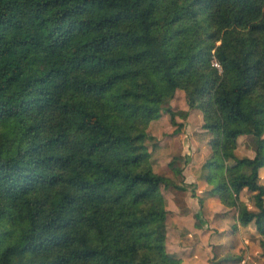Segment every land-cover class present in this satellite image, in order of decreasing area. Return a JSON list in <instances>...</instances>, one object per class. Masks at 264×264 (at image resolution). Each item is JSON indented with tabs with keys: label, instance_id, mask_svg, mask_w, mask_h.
Returning <instances> with one entry per match:
<instances>
[{
	"label": "trees",
	"instance_id": "1",
	"mask_svg": "<svg viewBox=\"0 0 264 264\" xmlns=\"http://www.w3.org/2000/svg\"><path fill=\"white\" fill-rule=\"evenodd\" d=\"M179 89L211 148L192 172L264 248V0H0V264H183L162 191L183 167L147 144L165 109L184 126Z\"/></svg>",
	"mask_w": 264,
	"mask_h": 264
},
{
	"label": "rangeland",
	"instance_id": "2",
	"mask_svg": "<svg viewBox=\"0 0 264 264\" xmlns=\"http://www.w3.org/2000/svg\"><path fill=\"white\" fill-rule=\"evenodd\" d=\"M168 105L174 110L189 111V116L186 119L177 117V122L183 123L184 126L179 132H174L177 125L172 124L170 114L165 109L161 118L152 122L149 129L151 138L147 139L157 171L168 173V163L174 157L180 159L176 163L181 168L183 167V175L180 177L182 181L179 183L184 187V190L162 188L170 205V214L167 220L168 253L178 256L179 253L176 252L179 246H184L185 249H182L186 250L183 251L184 258L189 262H184V258H182L183 264H213L227 256L240 258V261L220 262V264H264V248L261 244L263 237L258 232L254 221L246 227L240 226L237 221L236 209H229L224 219L214 217V215L210 217L206 209L203 208V203L200 202L202 215L196 223H190L189 231L177 223L176 211L185 212V202L182 204L185 191H189V195L192 197L197 195L195 186L186 182L187 177L184 172L192 171V167L201 162L202 158L211 152V148L205 142L200 144L195 138V132L201 131L202 118L198 110L189 108L185 91L177 90ZM255 146L256 142L252 134L242 135L238 138L236 154L238 157L253 158ZM230 162L234 163L233 160ZM263 177L264 175L261 178ZM170 192L175 195V205H171ZM242 199L246 202L249 210L258 211L253 193L243 192ZM193 230L197 232L193 233ZM197 242L200 245L199 255L195 256ZM190 258L192 260H189Z\"/></svg>",
	"mask_w": 264,
	"mask_h": 264
},
{
	"label": "crops",
	"instance_id": "3",
	"mask_svg": "<svg viewBox=\"0 0 264 264\" xmlns=\"http://www.w3.org/2000/svg\"><path fill=\"white\" fill-rule=\"evenodd\" d=\"M261 170H262V172H264V167ZM184 175L187 177L186 182L189 183L190 185L192 184L195 186L197 195L192 197L189 195L190 194L189 191H185V193L183 195L182 204H183V202H185L184 209H185V212H188V213H185V212L179 213L176 211L175 215H176L177 223L180 224L181 227H183L189 231L190 223H192V224L196 223L197 220H199V218L202 215L201 214V206H200V199L201 198L203 200V208L206 209V211L208 212V215L210 217H212V215H214V217H219V218L224 219L226 216L225 214L227 213L229 208L226 207L220 201H218L217 198H215L211 193L207 192L208 187L206 186V184L199 181L197 176L192 171L184 172ZM262 175H264V174L261 173V177H262ZM261 182L264 183V177L261 178ZM170 193H171L170 197H172L171 198V205H175V203H176L175 195L172 192H170ZM184 198H185V200H184ZM175 210H176V208H175ZM213 213H215V214H213ZM217 214H219V215H217ZM195 232H197V231L193 230V233H195ZM168 238H169V233H167V245H168ZM197 245L198 246L195 249V256L199 255L200 245H199V243ZM182 249H185V247L179 246L176 253H179L178 256L184 258V254H183L184 250H182ZM181 250H182V252H181ZM181 255H183V256H181ZM189 260H192V258H190ZM186 261L189 262L188 260H186L184 258V262H186ZM202 264H204V263H202Z\"/></svg>",
	"mask_w": 264,
	"mask_h": 264
},
{
	"label": "built area",
	"instance_id": "4",
	"mask_svg": "<svg viewBox=\"0 0 264 264\" xmlns=\"http://www.w3.org/2000/svg\"><path fill=\"white\" fill-rule=\"evenodd\" d=\"M214 66H216L217 68L221 69L220 64L216 60L214 61Z\"/></svg>",
	"mask_w": 264,
	"mask_h": 264
}]
</instances>
